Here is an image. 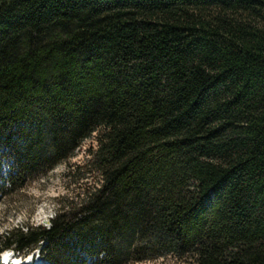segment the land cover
I'll use <instances>...</instances> for the list:
<instances>
[{"label":"trees","instance_id":"16d2710c","mask_svg":"<svg viewBox=\"0 0 264 264\" xmlns=\"http://www.w3.org/2000/svg\"><path fill=\"white\" fill-rule=\"evenodd\" d=\"M93 135L0 257L264 264V0H0V196Z\"/></svg>","mask_w":264,"mask_h":264},{"label":"rangeland","instance_id":"374dc122","mask_svg":"<svg viewBox=\"0 0 264 264\" xmlns=\"http://www.w3.org/2000/svg\"><path fill=\"white\" fill-rule=\"evenodd\" d=\"M17 139L16 135L12 137V141H17ZM91 144L95 145L94 135L92 139L85 140L67 162L58 163L46 173L27 174L25 183L18 191L13 194L4 193L2 197L0 196V228H5V225L8 226L0 236H6L11 230L25 227L26 224L48 225L49 219L54 216L57 209V198L71 195L70 191L73 192L74 189H77L80 183H86V181L93 183L88 174L82 176L83 180H80V183H74L77 175L72 176L67 170L69 166L84 165L89 158L87 149ZM13 160H15V156L12 154V150L8 149L5 143H0V185L5 180V172L8 171L9 167L15 165L16 161L13 163ZM4 190L7 189L4 188ZM17 221H19L18 227L14 226ZM6 253L12 256L8 263L2 258ZM80 254L86 259V264H90V258L83 252ZM39 260L41 262H38ZM123 261L122 264H187L184 259L176 260L167 254H161L154 260L134 261L125 259ZM46 262L47 260L38 253L21 257L11 250L5 251L0 257V264H44Z\"/></svg>","mask_w":264,"mask_h":264},{"label":"clouds","instance_id":"9594fccd","mask_svg":"<svg viewBox=\"0 0 264 264\" xmlns=\"http://www.w3.org/2000/svg\"><path fill=\"white\" fill-rule=\"evenodd\" d=\"M14 226H19V221H17L16 222V225H14ZM41 225H35V227H40ZM8 226L7 225H5V228H7ZM44 227H47V228H49V230H50V225H44ZM5 228H0V235H2L3 233H4V231H5ZM23 230V229H22Z\"/></svg>","mask_w":264,"mask_h":264},{"label":"built area","instance_id":"2783aa9c","mask_svg":"<svg viewBox=\"0 0 264 264\" xmlns=\"http://www.w3.org/2000/svg\"><path fill=\"white\" fill-rule=\"evenodd\" d=\"M8 171H9V168H8ZM8 171H7V172H8ZM7 172H5V174H4V175H5V180H3L2 183H1V184H3V185H6V186L8 185V181H7L8 173H7Z\"/></svg>","mask_w":264,"mask_h":264},{"label":"bare ground","instance_id":"6f19581e","mask_svg":"<svg viewBox=\"0 0 264 264\" xmlns=\"http://www.w3.org/2000/svg\"><path fill=\"white\" fill-rule=\"evenodd\" d=\"M6 259H10V256L8 253H6V255L4 256Z\"/></svg>","mask_w":264,"mask_h":264}]
</instances>
